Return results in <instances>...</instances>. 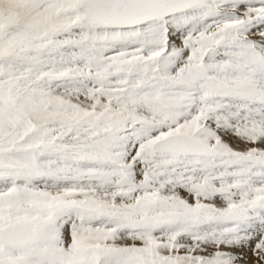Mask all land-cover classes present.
<instances>
[{"label": "snow or ice", "instance_id": "1", "mask_svg": "<svg viewBox=\"0 0 264 264\" xmlns=\"http://www.w3.org/2000/svg\"><path fill=\"white\" fill-rule=\"evenodd\" d=\"M0 264H264V0H0Z\"/></svg>", "mask_w": 264, "mask_h": 264}]
</instances>
